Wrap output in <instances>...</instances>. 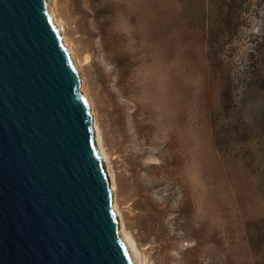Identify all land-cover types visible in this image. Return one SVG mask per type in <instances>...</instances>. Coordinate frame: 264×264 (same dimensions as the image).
I'll return each instance as SVG.
<instances>
[{"label":"rangeland","instance_id":"obj_1","mask_svg":"<svg viewBox=\"0 0 264 264\" xmlns=\"http://www.w3.org/2000/svg\"><path fill=\"white\" fill-rule=\"evenodd\" d=\"M146 264H264V0H55Z\"/></svg>","mask_w":264,"mask_h":264},{"label":"water","instance_id":"obj_2","mask_svg":"<svg viewBox=\"0 0 264 264\" xmlns=\"http://www.w3.org/2000/svg\"><path fill=\"white\" fill-rule=\"evenodd\" d=\"M0 264H138L51 0H0Z\"/></svg>","mask_w":264,"mask_h":264},{"label":"bare ground","instance_id":"obj_3","mask_svg":"<svg viewBox=\"0 0 264 264\" xmlns=\"http://www.w3.org/2000/svg\"><path fill=\"white\" fill-rule=\"evenodd\" d=\"M52 2H55V0H51ZM52 12H53V16H54V19L56 21V23L58 24L59 26V29L61 30V33L63 34V37H64V41L69 49V52L73 58V61L74 63L76 64L77 66V69L79 70V73L81 75V78H82V89H83V92L85 93L86 97L88 98L89 100V103L91 105V108H92V111H93V114H94V117H95V125H96V128H97V133H98V143H99V147L103 153V156H104V159H105V163H106V166H107V170L109 172V175L111 177V181H112V186H113V189H114V193H115V196L117 197V191H118V186H117V183H116V179H115V175L111 169V165H110V157H109V154L105 148V145H104V139H103V134H102V129H101V126H100V123H99V119H98V114H97V110H96V107H95V102L93 100V98L91 97L89 91H88V88H87V82L84 78V75H83V70H82V67H81V64H80V61L76 55V52H75V49L73 47V44L70 42L69 38L65 35V26H64V22L63 20L59 17L58 15V11L57 9L52 5ZM115 206H116V210L118 212V215L121 219L122 217V211H121V207L118 203V200L117 198L115 199ZM121 228H122V232L124 234V237L126 238L127 242L129 243V245L131 246L132 250L134 251L135 253V256H136V259H137V263L138 264H146L144 258H143V255L140 251V249L138 248V245L135 241V239L132 237V235L127 232L126 230V226H125V223L123 221V219L121 220Z\"/></svg>","mask_w":264,"mask_h":264}]
</instances>
